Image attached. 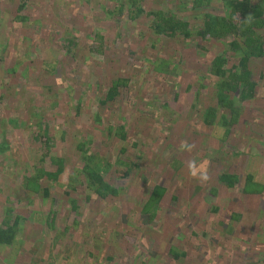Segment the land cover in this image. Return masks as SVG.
I'll return each instance as SVG.
<instances>
[{
	"label": "rangeland",
	"instance_id": "obj_1",
	"mask_svg": "<svg viewBox=\"0 0 264 264\" xmlns=\"http://www.w3.org/2000/svg\"><path fill=\"white\" fill-rule=\"evenodd\" d=\"M126 1L27 0L29 17L18 10L17 0L2 5L0 153L7 151L3 154L13 162L7 166L0 160V226L20 221L14 244L0 246V264H264V194L210 189L213 174L222 170L243 178L253 173L264 183V58L252 66L250 59L257 95L243 103L239 122L226 137L224 128L207 126L203 116L219 106L210 67L225 46L195 37L157 42L153 27L154 18L164 25L174 13L193 25L207 13L223 15V0L202 5L146 0V15L137 18L114 12ZM95 31L101 40L89 35ZM70 36L78 41L67 49ZM178 62L176 70L171 66L173 74L158 70ZM118 74L132 87L116 104L103 105ZM224 141L231 156L220 152L209 165L211 150ZM33 145L43 151L31 153ZM84 155L95 156L106 181L121 186L119 196L101 197L83 183ZM54 156L67 158L66 172L52 179L55 184L43 174L48 195L38 191L28 198L24 186L15 183L35 177L41 167L56 170ZM176 156L186 163L182 174L170 167ZM36 161L40 168L31 164ZM190 162L200 169L197 177L190 174ZM130 165L136 166L128 174ZM209 169L212 174L200 179ZM73 175L82 181L71 184ZM157 185L167 189L161 202L165 220L161 223L159 215L149 224L140 210ZM172 248L186 257L176 259Z\"/></svg>",
	"mask_w": 264,
	"mask_h": 264
},
{
	"label": "trees",
	"instance_id": "obj_2",
	"mask_svg": "<svg viewBox=\"0 0 264 264\" xmlns=\"http://www.w3.org/2000/svg\"><path fill=\"white\" fill-rule=\"evenodd\" d=\"M12 1L14 2L15 0H0V10H4L2 5L6 4L7 2L12 3ZM191 1H194V3H196L197 5H202L203 2H208L209 0ZM17 2L18 10L23 13L24 17H29L30 13H27V11H25L27 8V0H17ZM117 2L119 3V0H117ZM146 3V0H127L126 3L124 2V5L122 7H120L119 9H115L114 12L117 11L118 15L127 14L129 18H137L141 15H146ZM222 3L224 10L223 15L207 13L197 21V25H193V23L189 20H187V22L179 21L177 14L174 13L173 15H168V18L163 20V22L165 23L164 25H160L159 20H155L154 18L153 27L155 33L154 37H157V42H161V40H165L168 42L187 41L195 37L194 39L198 38L200 41L202 40L208 43L215 42L217 44L222 43L225 46V48L214 58L210 67V71L212 73L211 75L215 78L216 82H218L214 83V92L218 91L217 95L219 103L217 104L219 106L217 107L215 105L212 106V108H209V110H205V114L203 116L204 123L207 126L224 128L225 136L228 137L232 130L230 129V127L239 122V118L242 115L243 103L255 99L257 95L256 91L257 87L259 86V80H257L256 77H253L251 66L255 63V60L257 62V60H261L264 58V34H259V30L264 29V0H223ZM127 4L129 5L128 9L123 10L126 9ZM116 6H118V4H116ZM207 7H205V9ZM167 10H169V8H167ZM151 15H153V17H156L157 13L155 12V14ZM239 15H241L240 25L235 23ZM194 20L196 21L197 18H195ZM190 25L192 26L190 27ZM252 32L255 33L256 37ZM89 35L93 36L94 40H101L103 38V36L97 31L91 32ZM223 36L226 37L223 38ZM77 41L78 40L76 36H70V38L67 39V43H65L64 45L67 47V49H70V46H75ZM255 41L256 43L258 42V44H256ZM240 42H244V45L241 46ZM244 46H246V48ZM209 47L210 46L208 45L204 46L207 51H209ZM4 49L5 48L3 47V50ZM231 54L233 55L234 60H231ZM250 59L251 66L249 65ZM134 66V68L137 70H139V68H145L143 65L140 66L135 64ZM171 66L176 70L180 66V62L173 63V65L172 63L159 65L158 70L161 69L163 72H172L173 74ZM181 79V82H183L182 75ZM131 84L132 82L126 77L120 76L119 74L114 75V77L111 78L109 86L106 88L107 91L104 94V99L102 100L103 105L107 104L108 106H110L116 104L117 101H119L122 95L126 92V90L129 91L131 89ZM142 87H140V89ZM231 94H235L236 99H234ZM1 98L3 97L0 96V99ZM177 98L178 96L175 97V100H177ZM44 119V116L38 118L39 121ZM37 125L40 126V123L38 122ZM121 128L124 129L123 126ZM44 136L46 137L44 138L46 140L45 150H48L51 143H47L49 141V136ZM121 137L126 138V134H122ZM30 139L32 142L36 143V139L34 136ZM74 143L75 141H72L70 145H73ZM33 146L34 147L30 149L31 153L43 151L42 149H38L35 145ZM76 147L77 149H79L77 155L80 156L81 154H83L81 144L77 145ZM188 147L189 144H183V148L185 150ZM228 150V141H224L221 146L219 145L218 149H212V153L211 155H209V160L211 161L209 165L214 163L215 159H220V157L215 158L220 152H222L221 155L223 156L224 154L230 155ZM6 152L7 151L3 150V153ZM193 152L200 153L201 151L195 148V151ZM3 153H0V155H3L1 156L0 160L3 163H7V166H11L13 159L9 158L10 154L4 155ZM94 159L95 156H83L82 160L84 161V164L81 168L82 173H85L83 176V183L87 184L88 188L94 189V191L101 197H106L107 195L111 194L113 195V197L119 196L121 191L123 190L121 186L113 187L111 184H109L104 176V173H106L105 170L104 172L102 171L103 166L96 164L94 162ZM66 162H68L67 158H59L54 156V164L52 165L56 166L57 169L52 172H48L49 167L45 166L43 169L42 167L40 168L39 165L41 163L37 161L35 163H31L32 165L34 164L35 166H38L41 171H39L35 177L28 178V176H26L24 181L20 179L15 184L17 186H24L28 198H32L33 194L38 191H42V194L45 193L46 195H48V185L43 184L40 180L42 175L45 174L51 181V183L55 184L56 181L52 179L60 177L64 172H66ZM14 165L19 168L18 163ZM185 165L186 163L181 158L176 156V158H174L173 162L170 164V167L174 172L182 174V169L183 167H185ZM135 166L136 165H130L129 167H127V173H131L133 167ZM23 167L25 172L28 171L29 168H27V165H24ZM4 168L8 169V167ZM197 170L199 172L200 169ZM212 171L213 170L210 169L206 171V176L209 177L212 174ZM70 178L71 184H76L82 181V178H76L75 175L71 176ZM241 188L244 195L246 194L249 196H260L264 194V183L256 181L254 179L253 173L248 174L245 178H243L236 171L229 172L228 170H222L221 172H215L213 174L210 188L211 190H214L216 192L222 191L225 194H229L233 193L234 190H240ZM155 189L157 190L152 191L140 210L142 215L147 217L146 223L149 224L156 222V219H158L159 215L161 217V223L165 220L162 211L163 208H161V202L165 194H167V192H165L167 189L164 186L159 185H157ZM178 197L179 196L174 197L172 201L178 200ZM217 209L218 208L215 206L214 210L217 211ZM234 214L235 213H232V219H236L237 223L238 221H241V216ZM19 221L20 219L17 218V221L13 225H11L8 220L1 223V247L12 246L14 244L17 235L16 225ZM169 252L176 259H184L186 257L185 253H178L175 248L170 249Z\"/></svg>",
	"mask_w": 264,
	"mask_h": 264
},
{
	"label": "clouds",
	"instance_id": "obj_3",
	"mask_svg": "<svg viewBox=\"0 0 264 264\" xmlns=\"http://www.w3.org/2000/svg\"><path fill=\"white\" fill-rule=\"evenodd\" d=\"M189 171H190V174L193 176V177H197L198 176V170H197V167L195 165L194 162H190L189 163ZM199 178L200 179H203V180H206L207 179V176L206 174L204 173H199Z\"/></svg>",
	"mask_w": 264,
	"mask_h": 264
}]
</instances>
